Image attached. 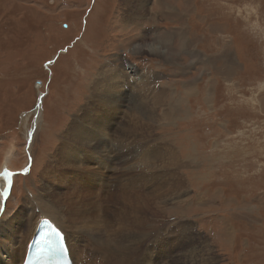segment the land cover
<instances>
[{
	"label": "rangeland",
	"instance_id": "rangeland-1",
	"mask_svg": "<svg viewBox=\"0 0 264 264\" xmlns=\"http://www.w3.org/2000/svg\"><path fill=\"white\" fill-rule=\"evenodd\" d=\"M140 3L146 11L133 23L126 20L136 11L123 0H0V173L17 174L0 228L44 192V167L112 61L126 73L127 90L138 75L158 77L166 96L143 135L175 151L177 161L164 160L177 199L166 195L158 208L143 209L151 229L130 233L122 257L130 264H264V0ZM129 99L121 105L132 114L153 101ZM114 192L115 183L100 205L115 217L122 203ZM34 220L29 211L21 234L9 230L16 246Z\"/></svg>",
	"mask_w": 264,
	"mask_h": 264
},
{
	"label": "bare ground",
	"instance_id": "bare-ground-1",
	"mask_svg": "<svg viewBox=\"0 0 264 264\" xmlns=\"http://www.w3.org/2000/svg\"><path fill=\"white\" fill-rule=\"evenodd\" d=\"M123 1L136 11V16L132 15L126 21L138 22V17L142 18L146 11V3L141 4L140 0ZM150 50L154 55L160 53L158 47H150ZM118 68L117 63L112 61L102 66L94 79L92 95L87 105L73 118L60 137L51 162L42 171L44 192L33 197L30 204L0 228V240L6 243L0 249L1 264L23 263L28 247L43 220L51 221L62 233L74 264H95L93 261L98 264H130L128 257H122L123 251L127 255V248L132 246L129 234L146 235L147 230L151 229L143 221V211L158 208L166 195L177 199L178 182L174 177L175 173H170L169 168L167 172L164 170V160L170 167H174L173 164L177 162L175 151H163L157 140L148 141L143 135L145 123L157 119V107L161 102L159 99L166 96L167 91L161 90L158 77L152 74L147 77L138 75L134 78V83L131 78L128 84H133L127 90L126 83H123L127 75ZM131 68L134 71L131 73L145 75L144 72ZM127 97L132 101H136V97H142L143 101L145 98L153 100V106L144 107V104L149 103L142 102L136 105L134 114L130 113L132 111L125 112L121 103ZM38 105L35 110L37 119L42 112L41 101ZM172 112H163L164 119L168 120ZM118 117L122 121H119L120 124H117ZM118 161H122L121 167H116ZM166 165L168 166L167 163ZM2 179L3 176L0 177V190L6 184L5 179L1 181ZM10 180L12 188L13 176ZM114 183L115 189L120 188V192H114L112 200L115 201L120 196L118 200L122 203H119L121 206L118 210L113 211L115 217L110 215L107 204L103 207L100 205L101 201L109 203L110 200L104 193L109 192ZM9 192L5 194V199L0 200V221L3 217L2 206L7 201ZM29 211L35 213V220L29 224L22 246H16L17 237L12 235L9 238V230L14 234H21ZM67 222L73 226H69ZM75 232H78V237ZM80 240L85 242L84 246ZM79 250H82L80 255ZM98 255L101 256L100 263Z\"/></svg>",
	"mask_w": 264,
	"mask_h": 264
},
{
	"label": "snow or ice",
	"instance_id": "snow-or-ice-1",
	"mask_svg": "<svg viewBox=\"0 0 264 264\" xmlns=\"http://www.w3.org/2000/svg\"><path fill=\"white\" fill-rule=\"evenodd\" d=\"M13 175H17V174L11 173L7 169H5L2 173H0V176H3L4 179H5V182H6L5 187L3 188V190H0V200L5 199L6 198L5 194L10 191V188H11V180H10V178Z\"/></svg>",
	"mask_w": 264,
	"mask_h": 264
}]
</instances>
